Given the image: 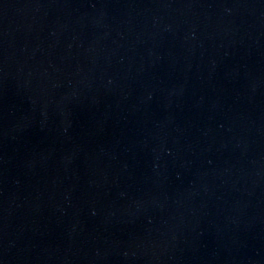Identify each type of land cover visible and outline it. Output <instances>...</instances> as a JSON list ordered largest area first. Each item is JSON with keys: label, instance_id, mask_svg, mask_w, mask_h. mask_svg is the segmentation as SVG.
Wrapping results in <instances>:
<instances>
[{"label": "water", "instance_id": "95a60500", "mask_svg": "<svg viewBox=\"0 0 264 264\" xmlns=\"http://www.w3.org/2000/svg\"><path fill=\"white\" fill-rule=\"evenodd\" d=\"M0 264H264V0H0Z\"/></svg>", "mask_w": 264, "mask_h": 264}]
</instances>
